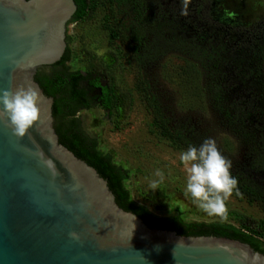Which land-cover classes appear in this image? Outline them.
<instances>
[{"label": "water", "instance_id": "water-1", "mask_svg": "<svg viewBox=\"0 0 264 264\" xmlns=\"http://www.w3.org/2000/svg\"><path fill=\"white\" fill-rule=\"evenodd\" d=\"M75 11L73 0H0V90L31 86L44 97L25 137L0 121V264H264L247 243L148 227L59 144L53 99L34 75L61 59Z\"/></svg>", "mask_w": 264, "mask_h": 264}, {"label": "rangeland", "instance_id": "rangeland-1", "mask_svg": "<svg viewBox=\"0 0 264 264\" xmlns=\"http://www.w3.org/2000/svg\"><path fill=\"white\" fill-rule=\"evenodd\" d=\"M138 1L147 11L143 18L132 1L116 10L125 34L134 38H130L127 45L109 40L101 24L105 13L102 9L81 23L67 26L66 35L71 38V61L67 63L70 70L85 72L89 57H94L95 64L102 61L112 66L121 99L115 116L108 117L98 106L80 110L76 117L82 129L126 172L125 187L131 201L153 216H178L188 223L218 222L237 228L254 227L264 219V208L243 198L232 196L227 201V222L209 217L199 209L190 195L185 194L186 172L179 155L186 150H174L149 133L151 115L136 92L137 76L145 81L170 126L188 135L190 145L199 147L206 138H214L219 151L231 160L232 174L252 181L264 194V169H251L247 145L227 127L209 94L214 63L211 49L215 41L210 36L198 38L181 21L174 31L161 26L173 11L184 10L178 0ZM212 8L213 16L221 21L222 5L214 0ZM133 45L137 46L136 55ZM244 94L237 85V97L243 98ZM157 169L164 173L165 179L153 190L150 184L158 179Z\"/></svg>", "mask_w": 264, "mask_h": 264}, {"label": "trees", "instance_id": "trees-1", "mask_svg": "<svg viewBox=\"0 0 264 264\" xmlns=\"http://www.w3.org/2000/svg\"><path fill=\"white\" fill-rule=\"evenodd\" d=\"M76 11L67 23H81L99 9L105 11L102 27L112 42L127 45L133 40L126 35L116 17V10L132 1L136 11L143 18L147 12L138 0H73ZM214 0H188L187 15L184 0H178V13L173 11L171 17H165L161 25L171 31L178 29L179 22L190 28L198 38H212L215 47L211 49L212 74L209 81L211 100L224 119L227 127L247 145L251 169H264V0H259V11L255 17L243 20L221 21L213 16ZM221 5L223 0H216ZM247 2L251 0H246ZM231 15L236 10L226 7ZM182 16V17H181ZM183 27V28H184ZM131 38V39H130ZM66 48L61 59L49 66L40 67L34 75L44 95L53 99V128L59 144L63 145L78 159L93 167L108 185L119 208L138 216L150 228L174 231L179 236L197 237L214 236L247 243L250 247L264 254V219L254 227L237 228L227 223H188L180 217L158 218L141 206L135 205L125 187L126 172L112 162L111 156L102 152L96 141L82 129L78 112L99 106L108 117L115 116L121 104L117 83L113 76V67L102 61L95 64L94 57H89L85 72L70 70L67 63L71 61L69 48L71 38L66 35ZM130 42V41H129ZM137 42V41H136ZM134 55L137 46H132ZM120 58L121 53L119 52ZM129 61V60H128ZM225 71V72H224ZM103 83V85H102ZM237 85L245 93L243 98L236 95ZM100 89V95H90L91 91ZM135 89L151 115L149 133L165 141L174 150H187L189 137L184 132L170 126L162 109L141 76L136 77ZM238 179L241 196L250 204L264 208V194L252 181L233 174Z\"/></svg>", "mask_w": 264, "mask_h": 264}, {"label": "clouds", "instance_id": "clouds-1", "mask_svg": "<svg viewBox=\"0 0 264 264\" xmlns=\"http://www.w3.org/2000/svg\"><path fill=\"white\" fill-rule=\"evenodd\" d=\"M187 4L188 0H184L183 15H187ZM43 101L44 97L39 90L31 86L0 90V121H7L12 134L23 138L40 119ZM179 160L186 172L185 194L190 195L192 202L209 217L227 222V201L233 195L242 194L238 179L231 172L232 162L219 151L215 139L206 138L199 147L190 145L180 153ZM45 164L54 169L52 161H45ZM155 176L158 179L150 184L153 190L165 179L164 173L159 169L155 171ZM70 236L77 238L75 233H70Z\"/></svg>", "mask_w": 264, "mask_h": 264}, {"label": "flooded vegetation", "instance_id": "flooded-vegetation-1", "mask_svg": "<svg viewBox=\"0 0 264 264\" xmlns=\"http://www.w3.org/2000/svg\"><path fill=\"white\" fill-rule=\"evenodd\" d=\"M228 6H231L236 10L234 15H231V13H229V10L226 9V7ZM222 7L224 8L222 18L226 17L227 19L233 20L235 22L237 18L243 20L246 15V17L248 18L255 17L256 12L259 11L258 8L260 7V2L259 0H251L249 2H247L246 0H223ZM90 93V95H100V89L97 88Z\"/></svg>", "mask_w": 264, "mask_h": 264}]
</instances>
